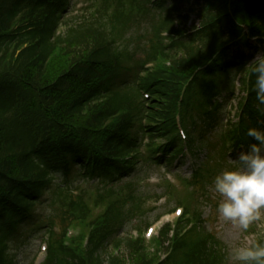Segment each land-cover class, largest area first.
<instances>
[{
  "label": "trees",
  "instance_id": "trees-1",
  "mask_svg": "<svg viewBox=\"0 0 264 264\" xmlns=\"http://www.w3.org/2000/svg\"><path fill=\"white\" fill-rule=\"evenodd\" d=\"M172 1L94 0L68 18L73 0H0V264L35 231L41 264H226L196 189L229 168L227 148L254 142L248 128H264L247 66L264 49V0H195L190 31L189 0ZM238 74L248 94L221 125ZM185 150L199 159L192 177L164 185L184 214L150 241L122 236L148 210L140 175Z\"/></svg>",
  "mask_w": 264,
  "mask_h": 264
},
{
  "label": "rangeland",
  "instance_id": "rangeland-1",
  "mask_svg": "<svg viewBox=\"0 0 264 264\" xmlns=\"http://www.w3.org/2000/svg\"><path fill=\"white\" fill-rule=\"evenodd\" d=\"M87 0H76L78 3L85 4ZM85 7H83L82 10H84ZM81 10V9H80ZM81 10V11H82ZM74 13V12H73ZM197 20L195 14H191L189 24L194 23ZM232 107L228 109L229 113H227V116L229 115L230 119L235 120V117H233L235 113V99L231 101ZM219 120L224 119V114L221 113V115L218 118ZM218 120V121H219ZM217 121V123H218ZM216 128L218 129V125H215L214 130L216 131ZM206 151L203 150L199 158L203 159L205 157ZM229 162L233 163L235 157L228 154ZM184 160V161H183ZM182 160L183 163H180L179 165H175L171 167L170 169H167V167H160L156 168L155 166H151L149 170L144 172L140 175V191L143 194L149 195L145 201H146V207L148 208L147 213L141 218L134 220L130 226H128L124 233H122L123 236L128 235H134L139 232L137 227L141 230L144 229V236L149 238L150 235H156L159 232V229L166 221H172L175 217H177L176 210L172 214H166L168 211H170L175 205L176 200H170L167 201L166 198L160 199L164 193V185L166 182V177L169 178L172 183H174L178 190L181 191L184 187V182L182 181L183 178H186L191 175L193 170V159L189 156L184 157ZM235 164H231L229 168L235 167ZM228 167V166H227ZM213 180L214 178L204 185L203 188H197L196 189V196L200 198L203 202L202 208L204 211V217L207 218L208 226L213 230L215 234H217L220 238V240L225 245V252L227 253V261L226 264H231L230 258H229V251L231 247L234 246H244V245H250L253 244L256 239H264V215H262V218L260 221L253 223L247 230H243L239 228L238 225H234L230 221L222 220L217 212V205L220 197L218 194H215L212 191L213 186ZM182 181V182H181ZM181 194V192L179 193ZM159 195V196H157ZM160 197V198H159ZM179 207H182L181 205H178ZM45 207V205L40 206ZM150 208L153 210L150 211ZM172 212V211H171ZM169 212V213H171ZM261 212L264 213V209H261ZM45 210L42 208H39L38 215H44ZM160 214H166V216L162 217L160 221L157 223H153L152 228L153 232L151 234L146 233L147 228L145 229L146 223H151L155 220V217ZM68 224L72 222H67ZM70 226V225H69ZM78 231H81V228L79 225L72 224L70 226V232L69 235L71 236L70 239L77 238L79 236ZM84 232V230H83ZM42 232H33L29 236L20 239L16 241L13 244V254L15 255V264H40L43 261L44 258V251L43 248L40 250L38 249L40 243L43 241V238H41ZM38 249V253H37ZM121 254H123L124 259H128V253L129 251L121 250ZM38 254V255H37Z\"/></svg>",
  "mask_w": 264,
  "mask_h": 264
},
{
  "label": "clouds",
  "instance_id": "clouds-1",
  "mask_svg": "<svg viewBox=\"0 0 264 264\" xmlns=\"http://www.w3.org/2000/svg\"><path fill=\"white\" fill-rule=\"evenodd\" d=\"M254 91L264 106V54L251 61ZM260 111L264 113V108ZM246 135L254 141L236 157V166L225 168L214 177L212 191L220 197L217 212L222 220L247 230L264 213V128L250 127ZM231 264H264V242L230 248Z\"/></svg>",
  "mask_w": 264,
  "mask_h": 264
}]
</instances>
